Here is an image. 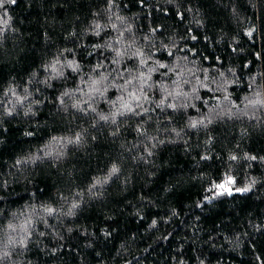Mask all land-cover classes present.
Instances as JSON below:
<instances>
[{
  "label": "trees",
  "instance_id": "obj_1",
  "mask_svg": "<svg viewBox=\"0 0 264 264\" xmlns=\"http://www.w3.org/2000/svg\"><path fill=\"white\" fill-rule=\"evenodd\" d=\"M57 60L62 76L50 75ZM101 63L123 74L102 95L89 81ZM254 99L264 100V0L5 4L0 264H264Z\"/></svg>",
  "mask_w": 264,
  "mask_h": 264
},
{
  "label": "snow or ice",
  "instance_id": "obj_2",
  "mask_svg": "<svg viewBox=\"0 0 264 264\" xmlns=\"http://www.w3.org/2000/svg\"><path fill=\"white\" fill-rule=\"evenodd\" d=\"M16 3H17V0H0V9H4L5 8V4H12V5H14ZM3 15L4 16L7 15L6 11L4 12ZM4 22L6 23L7 21H4ZM251 34H252L251 32L248 33L249 36H251ZM115 55L117 57H120L122 55V53H120L119 51H116L115 52ZM137 55H142V54L141 53H137ZM58 63H60L59 60H57L55 63L51 64V66H50L51 67L50 75H52V74H55L56 76H62L63 75V72L59 71L56 68V64H58ZM117 63H118L117 60H113V64H117ZM66 66L68 68H71L73 72H76L79 69V65L74 60L67 61ZM159 66L160 67H164L163 64H160ZM103 67L104 66L101 63V64H97L96 65V68L93 69V71L96 72V74L99 77V79L93 80V79H91V77H89V81H90V84H91V87H92L93 91H95L97 93H100L101 95L103 94L102 89L104 91H106L107 90V87L112 84V81H114L118 77L121 78V79H123V74H121V73H116V75H112V73L116 72V69H112L108 73L107 76L104 75L103 73L97 71V69H100V68H103ZM108 76H112V80H109L108 79ZM135 79L137 81H139L140 83L137 84V85H133V80L132 79H124V83L120 85V88H123V89H125L127 91V86L128 85H133L134 88L135 87H138L141 91H143L144 81H145L146 78H144L143 76L138 75ZM85 83H88V81H85ZM149 87H151V86H149ZM63 95L68 96V95H70V93L65 92ZM169 95H171V93H169ZM120 99L122 100L123 97H121ZM129 99L136 101L137 107H142V105L140 104V99L141 98H140V96L137 95L136 91H131L129 93ZM163 102L164 101L162 99L161 100V104H163ZM20 103H23V101H20ZM60 103L63 104V100H61ZM249 103H251L253 105L261 104L262 106H264V100H260V99H254L252 101H249ZM168 106L169 107H172L171 104H169ZM123 107L126 108V109H128V111H130V112H133V113H135L137 115L139 114V113H136L135 112V109H133L130 104L125 103L123 105ZM9 114H11V113H9ZM102 119L107 120L108 118L107 117H102ZM192 126L195 127L196 125L193 124ZM78 139H79V137H77V140ZM232 159H236V157H232ZM252 159H255V157H252ZM117 171L118 170L116 169V167L113 166V168L111 169V172L114 174ZM228 182L229 183H234V180H232L231 177H229L228 178ZM93 186L95 187V185H93ZM215 187L216 188H223L224 185L223 184H217V185H215ZM236 191L237 192H247V191H250V189L249 188H237ZM228 194L229 195L232 194L230 190L228 191ZM74 207H75V205H74ZM47 212L49 214H52L54 212V210L51 209V208H48L47 209ZM15 215L16 214L13 213V216L14 217H15ZM8 228H9V230H10L11 233H17V226H14L13 224H9L8 225ZM19 228L21 229V231L23 233L22 235H20L19 244L22 247H26V245H25L24 242H25L26 239L30 238V234L28 233L27 223H24V224L19 225ZM12 243H13V239H12L11 236H9V238H8V244H12ZM5 247H7V245ZM9 255H10V253L8 251H4L3 252V255H0V260H3L4 257H7Z\"/></svg>",
  "mask_w": 264,
  "mask_h": 264
},
{
  "label": "rangeland",
  "instance_id": "obj_3",
  "mask_svg": "<svg viewBox=\"0 0 264 264\" xmlns=\"http://www.w3.org/2000/svg\"><path fill=\"white\" fill-rule=\"evenodd\" d=\"M224 187L220 188V190H226L228 188V183H223Z\"/></svg>",
  "mask_w": 264,
  "mask_h": 264
}]
</instances>
